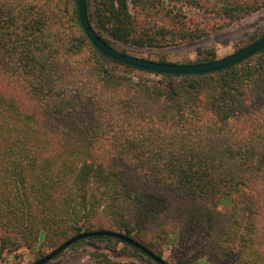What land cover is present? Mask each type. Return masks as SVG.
Listing matches in <instances>:
<instances>
[{"label": "trees", "instance_id": "obj_1", "mask_svg": "<svg viewBox=\"0 0 264 264\" xmlns=\"http://www.w3.org/2000/svg\"><path fill=\"white\" fill-rule=\"evenodd\" d=\"M263 8L85 0L96 35L123 54L195 41ZM92 231L158 257L171 245L176 264H264V50L214 73L155 74L99 53L76 0H0V253ZM97 243L87 264H157L109 237L66 250Z\"/></svg>", "mask_w": 264, "mask_h": 264}, {"label": "rangeland", "instance_id": "obj_2", "mask_svg": "<svg viewBox=\"0 0 264 264\" xmlns=\"http://www.w3.org/2000/svg\"><path fill=\"white\" fill-rule=\"evenodd\" d=\"M196 17L200 18V15L197 14ZM263 33L264 8L232 24L230 27L213 31L206 37L178 46L158 49L116 48L124 49L128 55L138 58L152 61H157L162 58L165 62L172 64L187 65L195 64L199 60L200 56H198V52H213L215 60L230 56L241 50L254 39H258ZM41 243L31 250L23 248L16 253H0V264H31L56 248H47L44 245L42 246ZM101 246L102 244L98 243L87 244L78 247L76 250H66L47 264H87L89 253ZM121 247V245H117V249ZM176 256L179 255L173 246H162V258L169 264H176L178 262ZM183 264L187 263L185 262ZM192 264L201 263L197 262Z\"/></svg>", "mask_w": 264, "mask_h": 264}, {"label": "water", "instance_id": "obj_3", "mask_svg": "<svg viewBox=\"0 0 264 264\" xmlns=\"http://www.w3.org/2000/svg\"><path fill=\"white\" fill-rule=\"evenodd\" d=\"M77 5V13L78 18L80 22V26L89 40V42L92 44V46L102 55L107 57L108 59L136 69L141 71H146L150 73L155 74H161V75H176V76H182V75H204L209 73H214L229 67H232L234 65H237L246 59L256 55L260 51L264 50V37L259 39L258 41L254 42L253 44L233 53L230 56L215 60L213 62L208 63H201V64H191V65H181V64H169V63H159L156 61L138 58L135 56H131L128 54H123L106 44L103 40H101L94 30L92 29L88 17L86 14L85 9V0H76ZM93 237H109L116 240H119L123 243H126L138 250H140L143 254L148 256L150 259H152L157 264H169L166 260H164L162 257L156 256L154 253L150 252L148 249L137 243L136 241L124 236L121 233L114 232V231H92V232H86L81 233L79 235H76L67 241H65L63 244H61L59 247L55 248L42 258L36 260L35 262L31 264H47L51 260H53L55 257H57L60 253L65 251L69 246L72 244L88 238Z\"/></svg>", "mask_w": 264, "mask_h": 264}]
</instances>
